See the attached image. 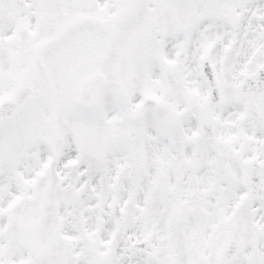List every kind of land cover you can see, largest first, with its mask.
<instances>
[{"label": "snow or ice", "instance_id": "obj_1", "mask_svg": "<svg viewBox=\"0 0 264 264\" xmlns=\"http://www.w3.org/2000/svg\"><path fill=\"white\" fill-rule=\"evenodd\" d=\"M0 264H264V0H0Z\"/></svg>", "mask_w": 264, "mask_h": 264}]
</instances>
